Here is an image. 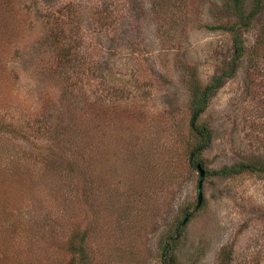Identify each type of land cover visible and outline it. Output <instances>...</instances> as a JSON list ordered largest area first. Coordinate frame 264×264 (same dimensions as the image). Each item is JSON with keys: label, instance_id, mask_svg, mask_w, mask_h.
I'll list each match as a JSON object with an SVG mask.
<instances>
[{"label": "rangeland", "instance_id": "rangeland-1", "mask_svg": "<svg viewBox=\"0 0 264 264\" xmlns=\"http://www.w3.org/2000/svg\"><path fill=\"white\" fill-rule=\"evenodd\" d=\"M223 2L0 0V252L66 264L73 243L83 264H161L172 236L177 264H264V174H205L197 206L189 166L188 78L233 54L211 29L233 20ZM262 4L199 118L208 171L264 159Z\"/></svg>", "mask_w": 264, "mask_h": 264}, {"label": "trees", "instance_id": "trees-1", "mask_svg": "<svg viewBox=\"0 0 264 264\" xmlns=\"http://www.w3.org/2000/svg\"><path fill=\"white\" fill-rule=\"evenodd\" d=\"M262 2L263 0H252L251 7L247 8L246 0H224L222 8L233 17V20L211 26V29H224L228 32L230 31L232 34V57L231 59L223 62V64L218 68V70H216V72L213 73L206 83H203L197 79V77L193 75V72L191 73V77L188 78L189 81L187 82V86L190 90V125L194 134L192 147L189 151V166L194 169L196 168L197 164H200L203 167L205 174L219 175L223 177L237 175L243 172L264 174V159L261 158L237 161L232 164L223 165L219 168L212 169L210 171L206 170L204 167V158L202 153L211 143V130L205 123L199 121L200 116L207 109L214 92L219 89L227 79L235 74L237 69V61L243 56L245 52L242 33L255 22L257 15L262 9ZM263 49L264 36L260 38L252 47L253 56H257ZM68 54L69 52L66 53L65 56ZM180 224L181 223H178L176 225V229H178ZM4 245V252H2L3 250L0 252L2 253L0 254V260H2L3 264H10L11 262L14 263L15 260L11 256V253L15 252L17 246H15V244L11 241H9L8 244L4 243ZM66 247L68 253H73L67 260L66 264H74L75 258H73V256L74 252L76 251L79 253V259L81 263L86 261V251L82 246L76 247L75 244L70 243L66 245ZM174 249V238L170 236L162 247V253L160 257L161 264H177ZM220 256L223 257V252ZM225 256L226 255H224V258ZM224 258L221 259L220 257V264H223Z\"/></svg>", "mask_w": 264, "mask_h": 264}, {"label": "water", "instance_id": "water-1", "mask_svg": "<svg viewBox=\"0 0 264 264\" xmlns=\"http://www.w3.org/2000/svg\"><path fill=\"white\" fill-rule=\"evenodd\" d=\"M196 169L199 173V181H198V185H197V206L200 205L201 200H202V183H203V179L205 176V171L203 169V167L200 164L196 165ZM187 219V216L183 219L182 223Z\"/></svg>", "mask_w": 264, "mask_h": 264}]
</instances>
